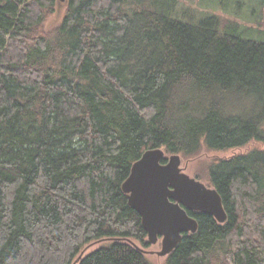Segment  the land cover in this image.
<instances>
[{
    "label": "trees",
    "instance_id": "trees-1",
    "mask_svg": "<svg viewBox=\"0 0 264 264\" xmlns=\"http://www.w3.org/2000/svg\"><path fill=\"white\" fill-rule=\"evenodd\" d=\"M62 1L0 0V264H73L96 241L76 264H151L122 182L147 149L264 143V39L180 0ZM207 174L227 219L188 211L164 264H264V149Z\"/></svg>",
    "mask_w": 264,
    "mask_h": 264
},
{
    "label": "water",
    "instance_id": "water-1",
    "mask_svg": "<svg viewBox=\"0 0 264 264\" xmlns=\"http://www.w3.org/2000/svg\"><path fill=\"white\" fill-rule=\"evenodd\" d=\"M61 7L59 3L56 17L61 13ZM164 159L162 148L145 150L133 162L129 175L121 184L128 204L141 217L148 242L155 244L160 239L161 248L156 251L159 256L171 253L184 233L197 231V221L188 211L210 214L220 223L227 219L216 188L185 173L179 154L169 155L165 162Z\"/></svg>",
    "mask_w": 264,
    "mask_h": 264
},
{
    "label": "rangeland",
    "instance_id": "rangeland-1",
    "mask_svg": "<svg viewBox=\"0 0 264 264\" xmlns=\"http://www.w3.org/2000/svg\"><path fill=\"white\" fill-rule=\"evenodd\" d=\"M63 3V1H61ZM62 8V7H61ZM177 14L185 21H198L208 13H216L224 18L237 19L241 24L242 37L252 40L264 39V0H180L177 6ZM52 18L46 24L48 27L57 22ZM264 149V143L251 140L242 147L225 150H210L201 146L198 154L191 157L181 156V168L189 176L195 177L207 186L211 187L207 169L210 159L213 157H229L238 153H245L252 149ZM168 156V154H167ZM100 241L90 243L86 252L94 249ZM160 239L155 244L145 249L146 257L151 264H164L165 256H159L156 251L160 250Z\"/></svg>",
    "mask_w": 264,
    "mask_h": 264
}]
</instances>
